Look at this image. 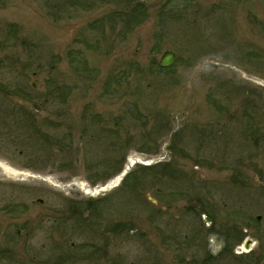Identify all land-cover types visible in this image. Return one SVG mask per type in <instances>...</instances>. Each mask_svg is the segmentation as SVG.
<instances>
[{"label": "rangeland", "instance_id": "rangeland-1", "mask_svg": "<svg viewBox=\"0 0 264 264\" xmlns=\"http://www.w3.org/2000/svg\"><path fill=\"white\" fill-rule=\"evenodd\" d=\"M225 227L264 264V0H0V264H174Z\"/></svg>", "mask_w": 264, "mask_h": 264}, {"label": "flooded vegetation", "instance_id": "flooded-vegetation-1", "mask_svg": "<svg viewBox=\"0 0 264 264\" xmlns=\"http://www.w3.org/2000/svg\"><path fill=\"white\" fill-rule=\"evenodd\" d=\"M236 242L241 241V238L236 237L235 240L232 239L231 243H228L227 245L230 246H234ZM256 241H258L256 239ZM192 242V241H191ZM189 242L187 244L188 247V251L191 250H199L200 248H202L201 244L198 243H193L195 242V240L191 243ZM259 242V241H258ZM259 244V243H258ZM260 246V244H259ZM173 248H174V253H175V260L173 261L174 264H210L211 262H219L221 260H225L227 259V253L225 252V250H223L222 252H220L217 256L213 257L211 253H213V251L211 252V250H205L204 253L201 256L196 255V252H194L192 254V257L190 255H188L185 251H184V245H181L180 243L177 242V240L175 239V237H173ZM252 255V254H251ZM253 257V256H252ZM258 256L251 258V256H248V261L253 262L254 260H256V262H254L255 264L259 263V259L257 262V258ZM236 259V264H240L241 261V257H237ZM233 262V261H232ZM262 262V261H261ZM261 264V263H260Z\"/></svg>", "mask_w": 264, "mask_h": 264}, {"label": "trees", "instance_id": "trees-1", "mask_svg": "<svg viewBox=\"0 0 264 264\" xmlns=\"http://www.w3.org/2000/svg\"><path fill=\"white\" fill-rule=\"evenodd\" d=\"M79 1H81V0H79ZM133 1V0H132ZM135 3L137 4V3H139V2H132V6H134L135 5ZM134 10L136 11V12H143L144 11V9H138L136 6H135V8H134ZM131 13H134L133 12V10L131 11ZM132 16H133V18H132V16H130L132 19H128L129 21H127L126 19H124V22H125V27L126 28H130L129 26L131 25V24H133L134 23V25L136 24V25H138V18H139V16L136 14H131ZM113 19L115 20V17L113 16ZM100 28L102 29V26H100ZM123 32V31H122ZM160 70H163V71H166L167 69H163V68H160V67H158ZM40 131V130H39ZM38 141H44L42 138H38L37 139Z\"/></svg>", "mask_w": 264, "mask_h": 264}, {"label": "water", "instance_id": "water-1", "mask_svg": "<svg viewBox=\"0 0 264 264\" xmlns=\"http://www.w3.org/2000/svg\"><path fill=\"white\" fill-rule=\"evenodd\" d=\"M174 61L173 53L167 52L161 59V66H168Z\"/></svg>", "mask_w": 264, "mask_h": 264}, {"label": "bare ground", "instance_id": "bare-ground-1", "mask_svg": "<svg viewBox=\"0 0 264 264\" xmlns=\"http://www.w3.org/2000/svg\"><path fill=\"white\" fill-rule=\"evenodd\" d=\"M12 171L15 172V173H17L15 170H12ZM80 186H81L82 190H83V189H84V190H87L86 187H85L83 184H80Z\"/></svg>", "mask_w": 264, "mask_h": 264}]
</instances>
